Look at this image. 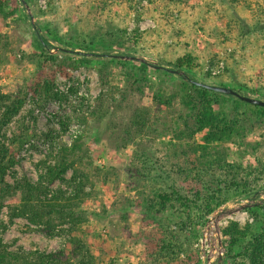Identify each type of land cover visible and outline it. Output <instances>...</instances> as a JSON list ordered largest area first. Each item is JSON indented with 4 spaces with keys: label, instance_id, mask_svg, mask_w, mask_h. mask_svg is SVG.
Returning a JSON list of instances; mask_svg holds the SVG:
<instances>
[{
    "label": "rangeland",
    "instance_id": "374dc122",
    "mask_svg": "<svg viewBox=\"0 0 264 264\" xmlns=\"http://www.w3.org/2000/svg\"><path fill=\"white\" fill-rule=\"evenodd\" d=\"M25 1L33 15V20L30 19L29 12L21 0H9V7H6L9 12L12 10L10 6L14 7L19 4V13L8 19H4L0 14V92L4 95H16L22 88L33 83L38 72H43L45 75L56 77L57 91L63 93L67 101L49 102L46 106H42V103H34L31 95L29 96L28 100L31 99L20 116L4 130L5 138L1 140L9 156L18 162V165L8 172L6 182L14 185L23 178H28L33 183L38 182L45 173L42 162H51L50 156L57 150V144L62 142L70 146L82 137L83 149L78 153L76 168L88 175L89 181L86 183L85 192L89 195L85 197L82 204V210L86 213V222L80 226L79 232L69 233L67 225L60 227L53 235H48L42 229L31 226L24 218L14 219L10 223L9 211L5 209L0 219L9 225V229L3 235V240L13 252L22 249L26 252L38 250L49 253L61 249L70 250L71 247L67 242L71 237L77 236L87 239L91 251L96 256L97 264H149L146 253V246L149 243L148 234L156 233L159 228L157 223L160 222L169 225V230L176 232L184 219L181 221V217L172 208L164 211L163 214L149 213L144 209L146 200L153 199L156 183H152L150 178L138 184L135 180H130V169L136 171L143 169L139 162L134 161V152H142L145 148L155 155L161 166L165 165V170L159 169L164 173L161 186L169 184L168 181L176 182L179 187L185 186L186 181L184 176H180L179 167L189 166L188 158L182 155L183 150L186 151L188 148L187 146L184 149L174 146L177 144L173 139L174 131L164 137L160 133L166 127H173L182 112H187L182 104L184 93L180 90V77L165 71L174 78L169 80L154 73L157 70L153 66L173 69L167 66L164 60H174L186 53L183 46L172 47L177 30L169 31L160 39L150 33L155 28V21L152 17L157 16L161 19V13L166 10L168 0H148L143 3L146 14L140 24V31L146 34L140 38V41H136L133 36L136 26L132 19V12L131 16H126L131 4L130 0L111 3L105 12H102L100 0H39L37 5L31 1ZM214 2L216 0H174L170 6L175 18L185 20L174 22L177 28L184 27L186 30L181 43L184 41L189 44L190 51L205 65L192 75V78L209 85H216L219 80H206L203 78V72L212 69L213 75L218 76L217 71L208 63L215 58L214 54L225 53L223 48L219 47V42L214 39L211 30L225 27V21H219L212 9L221 12L226 7L214 4ZM51 5L56 9L54 15L50 14L42 18L36 16L38 9L49 14ZM211 5L214 7L212 8ZM109 14L114 27L127 31L125 44L127 48L134 50L131 53L132 56L144 58L151 62L152 66L112 58L119 53L102 55L101 52L90 53L79 49H67L69 52L65 55L63 54L65 52H62L65 47L45 36V30L41 24L49 19L59 23L64 34L71 30L70 26H74L76 27L74 30L77 29L79 33L86 35L89 31H94L97 25L109 22L106 21L109 20V18L106 19ZM240 14L246 15L242 11ZM37 29L41 30L40 36L48 38L52 47L49 48V55L57 57L58 63L54 64L52 60L41 56L35 35ZM235 43L227 46L239 50L241 46ZM252 51V54L244 53L243 55L245 57L243 71L248 77L258 79L261 74L264 76V72L261 73L263 65L260 57L256 58L255 51ZM83 54H99V57L88 56L87 58ZM238 54L243 53L238 51ZM65 57L72 62L83 61L84 64L74 68ZM92 58L102 59V62L108 64L100 71L96 64L89 61ZM64 60L66 66L60 69L58 64ZM110 62H123L125 66H128V73L126 74L127 71L122 70L121 66L112 65L113 63ZM140 66L148 68L145 76L150 80L144 85L143 93L136 89L137 85H131L136 79L130 78L132 74H140ZM71 88L76 89V94L71 93ZM157 92H162L167 96L171 93L176 94L174 106H158L153 101V96ZM80 100H82L81 104ZM139 110L148 114L149 125L157 127L159 133L154 134L150 129L144 128V134L130 132L133 142L127 141L129 136L126 139H124L126 136L121 140L117 139L124 125L127 130H131V122L136 118L135 115ZM29 113L32 115L30 116ZM59 116L70 118L66 132H62V126L57 119ZM104 121H106V126L103 124ZM178 122L182 127V122ZM246 128L247 137L242 145L238 142L226 145L229 150L228 163L238 164L244 168L256 160L264 162V124L254 127L247 124ZM52 131L58 134L57 138L47 140L45 135ZM74 132L77 134L76 138ZM195 140L199 145L203 144L200 135H197ZM188 142L193 144L194 141L191 139ZM154 163L156 162H153L150 167L153 172L157 169L153 166ZM142 172L147 174L143 170ZM72 175L71 170L64 176L63 181H57L51 190L55 191L59 188L69 190L67 182ZM224 176L221 179H224ZM229 182L227 191L230 193L226 195V201L215 208L210 215L197 220L199 224L192 227L196 234H201L195 245V250H199L201 255L203 251L207 255L205 250H209L208 246L216 243L215 229L211 228L209 231L207 228L217 213L221 218L224 216L219 225L223 245L226 240L225 237L223 238V230L231 223L238 224L241 229L249 226L257 235L264 232V180L262 182L258 180L256 185L250 184L254 186V191L247 196H235L234 189ZM242 205L252 206L228 215L229 211H234ZM196 214L194 212L191 219H194ZM169 217L173 218V222H168ZM200 240H202L201 244ZM204 243L205 250H202ZM190 251L191 254L195 252L193 248ZM223 258L224 261L221 264H225V253ZM211 259L212 264H220L219 258L213 256ZM207 261L208 258L202 259L203 264H208Z\"/></svg>",
    "mask_w": 264,
    "mask_h": 264
},
{
    "label": "trees",
    "instance_id": "16d2710c",
    "mask_svg": "<svg viewBox=\"0 0 264 264\" xmlns=\"http://www.w3.org/2000/svg\"><path fill=\"white\" fill-rule=\"evenodd\" d=\"M27 1L36 5L39 3V0ZM100 1L102 12H105L109 4L126 0ZM145 1L148 0H130L129 11L126 13L127 17H129L128 15L131 16V12L133 14L132 19L136 26L133 36L136 41H140V38L146 34V32L140 31V24L146 14L143 9ZM173 1H167L166 10L161 13V19H158L157 16L152 17L155 21V28L150 33L160 39L169 31L177 30L172 47L183 46L186 53L174 60L167 59L164 61H166L167 66L183 71L189 78L193 79L192 75L205 65L190 51L189 44L184 41L181 43V38L186 35V30L184 27L177 28L174 23L175 21H182V18H175L171 12L170 6ZM216 3L226 7L221 12L212 9V12L217 14L216 17L219 21H225V27L213 28L211 33L225 53L214 54L215 58L208 63L211 68L217 71L218 76L213 75L211 69V71L203 72V78L210 81L218 79L216 86L231 88L242 95L264 100V76L261 74L258 79H252L243 71V62L245 61L243 55L244 53L252 54L251 50H253L256 58L260 57L261 59L263 65L261 73L264 72V0H256L255 2L252 0H216L214 4ZM8 5L9 0H0V14L4 19L20 12L19 4L14 7L10 6L12 10L7 12L6 7ZM211 7L214 6L211 5ZM55 10L52 5L49 8V14L38 9L36 16L42 18L50 14L54 15ZM241 11L246 15L242 16ZM110 14L106 19L110 17ZM106 21L109 22L104 25H97L94 31H89L86 35L79 33L77 29L74 30L76 28L74 26H70L71 30L64 34L59 23L49 19L41 24L45 30V36L65 47L62 50L65 55L67 49H79L90 53L101 52L102 55L119 53L117 54L119 56H132L131 53L134 50L127 48L125 44L127 31H121L114 27L111 18ZM201 28L205 30L202 26ZM35 35L41 56L52 60L54 64L58 63L57 57L49 55L52 47L48 38L37 33ZM233 42H236L237 46H241L239 50L227 46ZM238 51L243 54L239 55ZM98 55L95 54V57ZM66 61L68 63L70 61L74 68L84 64L83 61L75 60L72 62L68 58ZM89 61L96 64L100 71L108 64L102 62V59L96 58ZM65 63V60L59 63V68L66 66ZM110 63L121 66L122 70H126V74L128 73V66H125L123 62ZM126 64L128 65V63ZM140 67V74H132L133 76L130 78L136 79L131 85H137L138 88L136 89L143 93L144 85L150 80L145 76L148 68ZM155 69L157 71L154 73L162 75L165 79H174L165 70ZM38 73L33 83L22 88L16 95H4L0 92V217L6 209L9 211L10 223L14 219L24 218L29 221L31 226L42 229L48 235H53L60 227L67 225L69 226V233L79 232L80 226L86 222V213L82 210V204L85 197L89 195L85 192L86 183L89 181L88 175L76 168L78 153L83 149L82 137L70 146L62 142L57 144V150L54 154L51 153V162H42L45 173L38 182L33 183L28 178H23L14 185L6 182L8 172L18 165V162L9 156L6 146L1 143V140L5 138L4 130L20 116L31 98L34 103H42V106H46L49 102L67 101V97L57 91L54 75ZM125 77L128 78L127 75ZM179 77L181 79L180 90L184 93L182 104L187 112H182L181 115L184 116L180 115L181 117L177 118L173 127H166L160 133L164 137L174 131L173 139L177 142L174 146L182 149L187 146L188 149L183 150L182 155L188 158L189 166L187 168L179 167L180 176H184L186 185L179 187L176 182L168 181L169 184L161 186L164 175L161 170H165V165L161 166L155 155L145 148L142 152L135 151L133 157L134 161L143 166L142 170L147 174L145 175L142 170L130 169V180H135L137 184L149 178L152 183H156L153 199L148 198L144 203L145 205L143 204L147 212L163 214L164 211L172 208L181 217V221L184 219L176 232L169 230V225L160 222L157 223L159 227L157 232L148 234L147 241L149 243L146 246V253L149 264H174L175 262L177 264H203L201 253L199 250H195V245L201 237V234L198 235L199 233L196 234V231L192 230V227L199 224L196 221L210 215L215 208L226 201L225 197L230 193L227 191L229 181H231L229 183L234 189L235 196H247L254 191V186H250V184L256 185L258 180L261 182L264 180V162L256 160L246 168L238 164H229V150L226 148L227 144L233 142L242 145L247 137V124L252 127L264 124V107L251 105L235 97L206 90L191 84L181 76ZM76 92L75 88H71L72 94H76ZM30 95L31 98L28 100ZM176 98L177 95L174 93L167 96L162 92H157L153 96V101L160 107H173ZM147 116L146 112L142 113L139 110L135 115L136 118L131 122V130H127L124 125L117 139L121 140L125 136L124 139H126L129 136L127 141L133 142L130 132L135 131L144 134V128L150 129L154 134L159 133L157 127L149 125ZM57 119L62 126V132H66L67 122L70 121V118L59 116ZM33 120L36 122L35 118ZM178 121L182 122V127ZM103 124L106 126V121ZM56 135L58 134L52 131L45 135V138L54 140L57 138ZM197 135L201 136L202 145L196 143ZM191 139L194 141L193 144L188 142ZM153 162H156L153 166L157 168L154 169V172L150 170ZM71 170L73 175L67 182L69 190L59 188L52 191L51 187L57 181H63L64 176ZM223 176L225 178L221 179ZM229 178L230 180H228ZM190 180H192L191 183ZM194 212L197 214L194 219H191ZM173 217L175 218L174 214ZM172 220V217L168 218L169 223L173 222ZM8 229L9 225L0 219V264H97L96 256L91 251L86 238L71 237L67 242L71 247L70 250L61 249L47 253L38 250L26 252L19 249L13 252L3 240V235ZM223 238L226 239L224 240L225 264H264V232L257 235L249 226L241 229L238 224L231 223L228 228L223 230ZM191 248L195 251L193 254H191ZM67 257L68 259H66Z\"/></svg>",
    "mask_w": 264,
    "mask_h": 264
},
{
    "label": "water",
    "instance_id": "95a60500",
    "mask_svg": "<svg viewBox=\"0 0 264 264\" xmlns=\"http://www.w3.org/2000/svg\"><path fill=\"white\" fill-rule=\"evenodd\" d=\"M21 1L26 6V8L29 12L28 14H29L30 19L33 20V15L30 13V9H29V6L27 5V2L25 0H21ZM36 33L38 35H40L41 30L37 29ZM67 52H69V50ZM83 55H85L87 57L88 56H95V54H83ZM112 58L127 60V61L140 62V63H143L145 65L152 66L151 62L147 61L146 59L138 58L135 56H119V55H116V56H112ZM153 67H155L157 69L165 70L171 74H176L177 76H181L184 78V80L190 82L191 84L202 87L206 90L213 91L215 93L223 94L226 96H232V97L239 99L242 102H245V103H248L251 105L264 107V100H262V99H257V98H252L249 96L242 95V94L238 93L237 91H235L231 88H226V87H221V86H216V85H209V84L198 82L196 80L189 78V76L187 74H185V72L179 71L177 69L174 70V69L164 68L161 66H153ZM251 206L252 205H242L239 208L235 209L234 211H229L228 215L233 214V213H237V212H241L247 208H250ZM218 215H219V213L214 215V219H212V221H210V223L208 224L209 228H207L209 231L211 230V228L215 229V234H216V243H214L213 246H211V255L208 258V261H207L208 264H212L211 258L213 256H215L216 258H219L220 264L223 263V261H224V258L221 255H218V253H221V254L225 253L223 240H222V236H221V231H220V227H219L221 219L224 218V216H222V218H221V216H218ZM210 224H212L211 227H210Z\"/></svg>",
    "mask_w": 264,
    "mask_h": 264
},
{
    "label": "built area",
    "instance_id": "2783aa9c",
    "mask_svg": "<svg viewBox=\"0 0 264 264\" xmlns=\"http://www.w3.org/2000/svg\"><path fill=\"white\" fill-rule=\"evenodd\" d=\"M74 137L76 138L77 137V134L74 132ZM207 235V234H206ZM206 237V236H205ZM202 243V240H200V244ZM197 247H198V244H197ZM204 247H205V243H204V245H203V247H202V250L204 249ZM208 249L209 250H205V252L207 253V255L204 253V251H203V255H201V259H203V260H205V258L207 259V258H209V256L211 255V245L210 246H208ZM218 255H221L222 257L224 256V253H218ZM216 258V257H215ZM212 260V259H211ZM212 262V261H211Z\"/></svg>",
    "mask_w": 264,
    "mask_h": 264
}]
</instances>
